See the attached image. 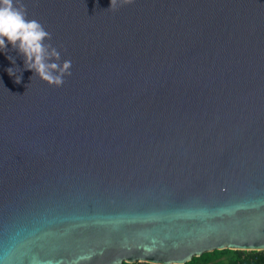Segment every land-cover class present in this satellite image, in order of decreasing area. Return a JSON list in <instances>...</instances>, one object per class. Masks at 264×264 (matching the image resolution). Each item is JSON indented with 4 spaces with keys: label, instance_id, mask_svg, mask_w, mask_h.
<instances>
[{
    "label": "water",
    "instance_id": "water-1",
    "mask_svg": "<svg viewBox=\"0 0 264 264\" xmlns=\"http://www.w3.org/2000/svg\"><path fill=\"white\" fill-rule=\"evenodd\" d=\"M22 2L72 67L0 50V264L264 250V0Z\"/></svg>",
    "mask_w": 264,
    "mask_h": 264
},
{
    "label": "clouds",
    "instance_id": "clouds-1",
    "mask_svg": "<svg viewBox=\"0 0 264 264\" xmlns=\"http://www.w3.org/2000/svg\"><path fill=\"white\" fill-rule=\"evenodd\" d=\"M133 2L134 0H110L109 8L116 10ZM51 38V33L38 20L27 18L26 6L22 0H0V50L6 51L7 44L10 43L23 55L26 69L33 70L49 85L60 87L64 83V77L71 75L72 62L68 59L61 62V54L57 48L45 43ZM8 59L15 63L13 57L9 56ZM7 71L10 76L15 74L13 68H8ZM20 80L21 77L16 76V82L19 83ZM113 264L117 262L114 261Z\"/></svg>",
    "mask_w": 264,
    "mask_h": 264
},
{
    "label": "trees",
    "instance_id": "trees-1",
    "mask_svg": "<svg viewBox=\"0 0 264 264\" xmlns=\"http://www.w3.org/2000/svg\"><path fill=\"white\" fill-rule=\"evenodd\" d=\"M231 252L226 260V264H260L264 261V251L261 250H212L203 252L199 256H193L191 259L183 264H209L213 256ZM120 264H125L121 262ZM127 264H148L147 262H133Z\"/></svg>",
    "mask_w": 264,
    "mask_h": 264
},
{
    "label": "rangeland",
    "instance_id": "rangeland-1",
    "mask_svg": "<svg viewBox=\"0 0 264 264\" xmlns=\"http://www.w3.org/2000/svg\"><path fill=\"white\" fill-rule=\"evenodd\" d=\"M231 252L223 253V254H218L216 256H213L211 260L209 261V264H226V260L229 257ZM152 264V263H148Z\"/></svg>",
    "mask_w": 264,
    "mask_h": 264
},
{
    "label": "built area",
    "instance_id": "built-area-1",
    "mask_svg": "<svg viewBox=\"0 0 264 264\" xmlns=\"http://www.w3.org/2000/svg\"><path fill=\"white\" fill-rule=\"evenodd\" d=\"M261 251H264V250H261ZM264 254V253H263ZM260 264H264V261L262 262V263H260Z\"/></svg>",
    "mask_w": 264,
    "mask_h": 264
}]
</instances>
